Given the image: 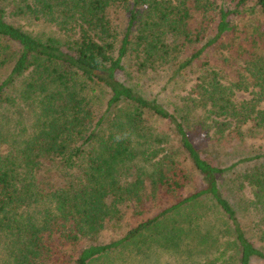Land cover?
<instances>
[{"label":"trees","instance_id":"1","mask_svg":"<svg viewBox=\"0 0 264 264\" xmlns=\"http://www.w3.org/2000/svg\"><path fill=\"white\" fill-rule=\"evenodd\" d=\"M114 6H123L129 14L120 41L109 16ZM8 15L45 21L77 37L66 43L40 39L10 22ZM196 15L202 27L212 16L208 35L190 27ZM236 38L238 55L248 53L236 80L226 83L223 72L207 64L194 88L196 98L187 97L176 113L119 79L131 53L137 55L140 69H146L168 63L181 45L200 43L178 65L181 72L225 39ZM8 66L10 72L0 80V110L11 101L10 90L28 74L23 93L34 102L36 112L32 123L18 121L14 133L0 119V245L5 264H95L132 244L150 248L180 240L184 234L189 239L188 226L178 225L175 217L193 218V209L203 204L215 210L224 227L222 236L227 237L222 247L237 254V264L264 262V249L248 236L220 184L225 176L239 175L237 183L252 188L253 212L261 214L264 225V152L230 166L216 165L202 155L189 132L190 118L200 109L205 118L200 117L211 120L205 129L217 125V132H224L233 126L240 140L264 135V0H0V71ZM98 91L106 95L100 116ZM236 91L252 97L236 101ZM148 115L169 122L203 187L120 239L101 242L103 232L122 217L124 205H139L149 193H144L146 171L137 167L134 180L129 173L134 169L131 164L151 149L135 142L148 133L144 127ZM118 135L123 137L119 141ZM158 152L144 161H153ZM164 161L157 162L160 169ZM244 164L252 168L239 174L236 168ZM160 169L158 181L151 176L153 183L171 191L184 187ZM259 231L264 239V230ZM148 233L153 234L152 244L143 238ZM210 235L199 234V244H210ZM215 261L223 262L220 256Z\"/></svg>","mask_w":264,"mask_h":264},{"label":"rangeland","instance_id":"2","mask_svg":"<svg viewBox=\"0 0 264 264\" xmlns=\"http://www.w3.org/2000/svg\"><path fill=\"white\" fill-rule=\"evenodd\" d=\"M212 1L221 2V0ZM109 16L119 33L118 41H120L123 37V32L128 26L129 14L123 6H114L110 9ZM8 19L16 26L40 39L53 37L66 43L77 37L73 31L64 32L53 24L45 21H34L30 17L8 15ZM206 20L202 27L198 23L201 22V17L196 15L191 20L190 27L201 29L202 32L204 29V32L208 35L214 25V21L212 16ZM243 24L241 22L240 26L242 27ZM236 40L235 42H230V40L225 39L217 48H212L206 53L195 65L181 72L177 71L178 65L192 55L199 48L200 43L181 45L179 52H174L166 60L168 63H158V65L146 69H140L137 63V55L131 53L126 60L124 72L119 74V79L129 86H133L141 94L151 99H157L169 112L176 113V110L183 106L185 99L186 101L188 100L187 97L196 98L194 88L198 83L201 72L208 68L207 64H209L211 69L223 72L226 83L236 80V71L248 57V53L238 55L236 46L240 44L238 41L240 39L236 38ZM116 47H118V44ZM10 70L11 66H8L0 71V80L5 78ZM27 77L28 74L17 81L13 89L10 90L11 101L5 103L0 110V119L4 120L6 130L11 129V133L18 132L16 126L18 121L28 125L35 119L36 106L23 93V85ZM251 97L250 92L236 91V101L249 100ZM95 101L97 114L100 116L106 107V95L98 91ZM121 107H126V105ZM196 112L198 115L193 113L190 118L189 132L202 155L214 164L230 166L243 157L255 156L260 152H264V135H259V137L247 136L245 140H240L231 129L233 126L230 129L227 128L224 132H217L216 128H219L217 125H212L211 128L205 129L208 124H211V120H205L200 117L202 115L205 118L202 110L199 109ZM145 120L144 127L148 133L143 136L144 138L140 137L142 141L136 139L135 142L143 149L148 147L151 149L147 151V155L143 158H138L133 163L134 165L131 164V168L134 166V169L129 171V173L133 174L132 180H134L138 168L146 171L144 193L148 191L149 193L147 198L139 205L136 203L124 205L122 217L103 232L100 239L101 242L120 239L130 229L136 228L139 223L155 217L179 199L185 198L201 186L203 187L201 177L181 151L169 122L152 115L146 116ZM223 121L225 122L224 118L217 119V122ZM248 127L245 126L243 129L247 130ZM154 150H159L158 157L153 159V161H144V158H147ZM163 159L165 161L161 169L166 172L170 179L174 178V180L184 184V187L180 190L171 191L165 186L152 182L151 176L155 180H159L157 175L160 167H158L157 162L160 163ZM174 165L176 169H172ZM250 168H252L251 164H244L239 165L236 170L240 174ZM175 170H177L176 173L173 172ZM183 175L187 176L186 180L183 179ZM237 176L239 175L231 174L223 177L220 180L221 191L237 209L248 236L257 246L264 249V239H262L261 231H259V228L264 230V225L260 222L261 214L253 212L251 205V200L253 199L252 188L247 183H244L243 186L237 183L239 181ZM129 179L131 180V177ZM202 214L205 216L199 221ZM190 215L193 218H186L184 217L185 215L175 217L178 220V225L183 222V226H188L187 228L192 231V233L190 231L187 232L191 236L189 239L184 234L181 236L182 239L179 238L180 240L166 243L165 246H150V248L144 247L145 245H139L144 248H136L132 244L117 253L96 261L95 264H237V254L229 247L225 250L226 246L223 240L227 237L224 238L222 236L224 227L218 221L215 210L209 204H203L201 208H194L193 213ZM197 216L198 219L194 220ZM206 232L211 234L210 244L201 245L197 236ZM143 238L147 239L151 244L154 240L151 233L146 234ZM222 246L225 247L223 248ZM218 256L222 258L223 262L215 261ZM6 259L7 256L0 245V264H5ZM252 264H264V262L254 261Z\"/></svg>","mask_w":264,"mask_h":264},{"label":"clouds","instance_id":"3","mask_svg":"<svg viewBox=\"0 0 264 264\" xmlns=\"http://www.w3.org/2000/svg\"><path fill=\"white\" fill-rule=\"evenodd\" d=\"M122 138H123V137H122V136H119V135L116 137L117 141H119V140L122 139Z\"/></svg>","mask_w":264,"mask_h":264}]
</instances>
